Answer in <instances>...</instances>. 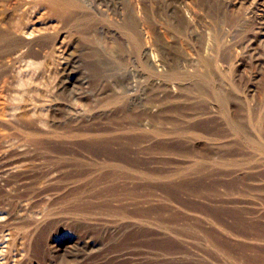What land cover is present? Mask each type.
<instances>
[{
	"label": "rangeland",
	"instance_id": "obj_1",
	"mask_svg": "<svg viewBox=\"0 0 264 264\" xmlns=\"http://www.w3.org/2000/svg\"><path fill=\"white\" fill-rule=\"evenodd\" d=\"M0 252L264 264V0H0Z\"/></svg>",
	"mask_w": 264,
	"mask_h": 264
},
{
	"label": "bare ground",
	"instance_id": "obj_2",
	"mask_svg": "<svg viewBox=\"0 0 264 264\" xmlns=\"http://www.w3.org/2000/svg\"><path fill=\"white\" fill-rule=\"evenodd\" d=\"M152 54V52H151ZM9 172V171H8ZM92 203V202H91ZM76 208V207H75ZM74 208V209H75ZM76 210V209H75ZM79 211V210H78ZM79 219V218H78ZM86 219V218H85ZM76 220V219H75ZM93 220V219H92ZM86 221V220H85ZM74 222V221H73ZM100 222V220H99ZM105 222V221H104ZM109 222V221H108ZM107 222V223H108ZM115 222V221H114ZM82 223V221H81ZM88 225V224H87ZM99 225V224H98ZM68 227V226H67ZM80 227V226H79ZM98 227V226H97ZM59 228V227H58ZM75 228V227H74ZM85 228V227H84ZM77 229V228H76ZM125 229V228H124ZM122 230V229H121ZM94 231V230H93ZM61 232V231H60ZM70 232V231H69ZM77 233V232H76ZM109 233V232H108ZM86 234V233H85ZM107 234V233H106ZM101 235V234H100ZM62 236V235H61ZM87 236V235H86ZM94 236V235H93ZM89 237V236H87ZM100 237V236H99ZM72 238V237H71ZM81 238V237H80ZM103 238V237H102ZM91 239V238H90ZM2 242L5 244V237L2 238ZM63 244V243H62ZM96 243L92 242L91 240L88 241L85 238L84 239H80L76 241V248H77V257L81 258V255L83 253V251H86L88 249H92V247L95 245ZM51 245V244H50ZM53 250V249H52ZM55 250V249H54ZM56 252H57V256L59 258L65 259L67 258L66 256L68 255V253H71L69 251V244L68 242H64L63 245H59V247H56ZM3 253L0 252V255H2ZM94 255V254H93ZM84 256V255H83ZM69 258V257H68ZM77 260V259H76ZM5 259L3 257H0V264H4L5 263ZM67 261V259H66ZM69 262V261H68ZM10 263V262H9ZM138 263V262H137ZM13 264V263H11Z\"/></svg>",
	"mask_w": 264,
	"mask_h": 264
}]
</instances>
